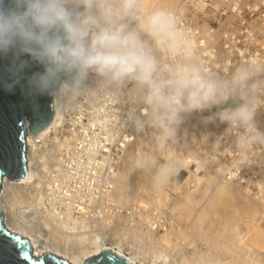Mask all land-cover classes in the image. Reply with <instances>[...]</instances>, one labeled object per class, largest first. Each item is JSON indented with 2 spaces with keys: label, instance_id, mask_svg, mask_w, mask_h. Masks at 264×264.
Instances as JSON below:
<instances>
[{
  "label": "clouds",
  "instance_id": "clouds-1",
  "mask_svg": "<svg viewBox=\"0 0 264 264\" xmlns=\"http://www.w3.org/2000/svg\"><path fill=\"white\" fill-rule=\"evenodd\" d=\"M17 87L50 107L121 100L155 186L179 170L163 154L192 116L223 128L240 163L264 151V56L212 66L161 0H0V88Z\"/></svg>",
  "mask_w": 264,
  "mask_h": 264
},
{
  "label": "built area",
  "instance_id": "built-area-1",
  "mask_svg": "<svg viewBox=\"0 0 264 264\" xmlns=\"http://www.w3.org/2000/svg\"><path fill=\"white\" fill-rule=\"evenodd\" d=\"M193 2L181 0L173 9L212 66L264 56V0H196L202 4L199 9ZM55 108V130L45 135L26 132L27 170L31 168L36 184L7 179V202L2 195L0 209L4 226L14 224L38 242L76 255L91 250L90 240L96 237L107 244L119 241L126 255L152 258L161 249L160 236L171 229L165 202L123 206L114 194L122 151L146 136L128 119L126 104L101 96L53 107L54 112ZM220 130L208 146L206 160L220 168L222 180L240 185L264 211V151L240 163ZM218 138L219 146L214 147Z\"/></svg>",
  "mask_w": 264,
  "mask_h": 264
},
{
  "label": "rangeland",
  "instance_id": "rangeland-1",
  "mask_svg": "<svg viewBox=\"0 0 264 264\" xmlns=\"http://www.w3.org/2000/svg\"><path fill=\"white\" fill-rule=\"evenodd\" d=\"M179 1L180 0H161V2L163 3L166 2L165 4L169 5L170 7L174 6ZM220 128L221 127H213V126L205 127L201 123V117L192 116L185 122L182 129L180 130L178 134L177 143L169 151H167L170 154L167 152L164 153L166 155L167 154L170 155V156L165 155V157H171V158H175L176 156H180V155L182 157L194 156L198 158L197 165L200 166V170H201L200 175L204 174V176L205 175L206 176L203 179L204 181L202 180L200 181L199 184H197V186L195 185V188H196L195 191L197 193L193 191L195 188L193 189L191 187L192 188L191 189L190 186H186V185L177 187L173 183L174 178H176L177 181H180V182L184 180L186 176V170L184 166L182 165L180 166L179 171L175 175V177L171 176V178L168 180L166 184H164L163 186H159L160 188H162V191L160 190V188L158 190L157 188L158 186H155L153 184L151 176L150 177L148 176L149 179L148 177L147 179H145V181L148 180L147 181L148 183L144 181V184H143L145 185L146 183L148 185V186L147 185L145 186L147 188V192L144 193V192L138 191V189L141 188L142 184L140 182L134 183L133 181V180H136L135 176L137 175L136 174L134 176L135 172L137 171V170L135 171L137 167L135 168L134 162L136 158H138L140 154L143 151H146V149L150 146V138L148 136H144L140 138L138 142H136L135 144L125 149V151H127L128 149L130 150L129 155H124L120 158L119 165H118V173L120 174L122 172L126 174L127 176H129V180L127 179L128 177L126 176L127 177L126 182L124 180L123 181L124 184H121V185L123 186L124 189L127 190V192L130 191L129 193L131 195L125 201L124 200L123 201L117 200V201L123 204L128 203V202H136V203L143 202L144 203L145 199L147 198L146 201L148 200V202H151L152 203V204L150 203L151 205L159 204L158 202H165L166 210L167 212L171 214V217L169 218V220H171V224H170L171 231L169 232L170 236L169 235L168 236L170 237V239L172 238L171 239L172 241H175L173 242V244L175 243L176 245L174 246V251L176 253L178 252V257H176L177 259L176 261H178V259H180V257L184 255L186 259L185 261L187 264H201L202 260H199V259L201 257L200 255H202V257L205 256L204 259L206 258V262H205L206 264H212V263L221 264V262L216 263L219 261H222V262L225 261L223 262V264H226V262L227 264H236V263L264 264V216L261 214L262 210L258 209L252 201L248 200L242 194H240V192L232 184H230L227 181L220 180L216 176L212 168H209V166H207V168L205 167L208 164V162H206L205 157H204L205 152L209 144L211 143V141L220 134V131H221ZM139 143H140V148H139ZM118 177L119 175L116 176V181L118 180ZM192 178L193 177H191V179ZM117 184L118 183H116L115 185L117 186ZM125 184H127L128 189L127 187L125 188ZM116 186L115 188H117ZM155 190H158L159 192H156ZM134 191H136L137 193L135 192L134 194ZM175 191H179L180 193L175 192ZM187 191L189 193H192L191 191H193V193L191 194L192 197L190 196V194H188L186 198L185 196L182 197V195L187 194ZM138 192H140L141 194ZM153 192H155V194ZM164 195H165V198L167 199L165 201H164ZM178 195L181 197H179ZM177 196L182 203H184V199H185V202L187 203H184L183 205L184 206L186 205L188 209L186 207H184L185 209L184 208H178V210L176 209L177 203L179 202L181 204L179 200L176 201ZM188 198H190L189 199L190 201L188 200ZM174 201L176 202L175 204H173ZM174 205H175L176 210L175 209L172 210V206ZM183 205L182 206L179 205V206L183 207ZM179 210H182V211H179ZM188 210L190 212H188ZM199 210H202V211L200 212ZM179 212L180 214H178ZM184 212H187V213H184ZM200 216H202V218ZM215 218H217V220ZM214 227H217V228L215 229ZM206 237L209 238L210 240L207 239ZM211 238H213L212 242H211ZM177 244H178V247H177ZM227 244L228 246H226ZM220 245L224 247V250L225 248H227L228 251L227 249L226 251L220 250L221 249ZM212 246L214 247V249H212L213 248ZM207 247L211 248V252L213 250L214 251L212 253H207V252H210V249H208ZM176 248L177 249L179 248L178 249L179 251ZM235 251H237L236 253L238 254L235 253V256H234L233 253ZM227 252H229V254H227ZM191 253H193L192 256H191ZM187 255L189 256V259ZM212 255H214L212 261L207 262V260H209L210 257L212 258ZM248 255L250 257L246 258ZM194 256H196V258L199 257V259L197 258L196 260ZM217 258H219V261L216 260ZM198 260L200 261V263ZM169 264H175V261H170Z\"/></svg>",
  "mask_w": 264,
  "mask_h": 264
},
{
  "label": "water",
  "instance_id": "water-1",
  "mask_svg": "<svg viewBox=\"0 0 264 264\" xmlns=\"http://www.w3.org/2000/svg\"><path fill=\"white\" fill-rule=\"evenodd\" d=\"M54 110L46 96H33L17 87L11 92L0 88V187L3 177L23 179L27 172L25 135H34L53 120ZM0 264H71L45 251L35 256L29 240L4 226L0 210ZM82 264H131L115 251L104 248L88 256Z\"/></svg>",
  "mask_w": 264,
  "mask_h": 264
},
{
  "label": "bare ground",
  "instance_id": "bare-ground-1",
  "mask_svg": "<svg viewBox=\"0 0 264 264\" xmlns=\"http://www.w3.org/2000/svg\"><path fill=\"white\" fill-rule=\"evenodd\" d=\"M181 1V0H180ZM179 1V2H180ZM172 2V1H171ZM178 2V3H179ZM166 3V2H165ZM178 3H176V4H178ZM171 4V3H170ZM175 6V5H174ZM174 6H172V8H174ZM194 15V14H193ZM193 39V38H192ZM56 109L57 108H55V112H54V117H53V120H52V122L47 126V127H45L43 130H41V132H40V134L41 135H45V134H47V133H49V132H51L53 129L55 130V127L57 126V125H59V122H58V110L56 111ZM220 135V134H219ZM218 135V136H219ZM218 136H216L214 139H216ZM141 138V137H140ZM140 138H136V140L131 144V145H133V144H135L136 142H138L139 140H140ZM143 142V141H142ZM141 142V143H142ZM212 142V141H211ZM138 144V143H137ZM131 145H129V146H131ZM128 146V147H129ZM128 147H126V148H128ZM125 148V149H126ZM139 148H140V143H139ZM125 149L122 151V155H121V157L122 156H124V155H129L130 154V150L128 149L127 151H125ZM208 149V148H207ZM139 150V149H138ZM137 150V151H138ZM136 151V150H135ZM142 151V150H141ZM167 153H169V152H167ZM192 153V152H191ZM206 153H207V150H206V152H205V156H206ZM137 154H138V152H137ZM170 154V153H169ZM169 154H167L168 156H170ZM185 154V153H184ZM193 154V153H192ZM164 156L166 155V154H163ZM166 155V156H167ZM195 155V154H194ZM204 156V157H205ZM128 157H130V156H128ZM136 158V157H135ZM137 159V158H136ZM126 160H128V159H126ZM132 160H134V159H132ZM205 160H206V158H205ZM136 161V160H135ZM122 162V161H121ZM206 162H208L207 160H206ZM135 163V162H134ZM198 164V158L197 157H194V156H186V157H183V159H182V163H181V165L182 166H184V168H185V170H186V176H185V178H184V180L182 181V182H180V181H177V179L176 178H174L173 179V183L177 186V187H181V186H183V185H186V186H190V188L192 187L193 189L195 188V185L197 186V184H199L200 183V181H202L203 179H204V177L206 176H204V174H202V175H200V173H201V170H200V166L199 165H197ZM134 165V164H133ZM207 166H209V168H212V170L214 171V173L216 174V176L220 179V180H222L220 177H222L221 176V171H220V168L219 169H215L211 164H210V161L208 162V164L205 166L206 168H207ZM137 166H135V168H136ZM123 168H125V167H123ZM126 170V169H125ZM137 170V171H136ZM131 171H133V170H131ZM135 174H134V176H135V179L137 180H133L134 181V183L135 182H140L141 184V188H139L138 189V191H140V192H144V193H146L147 192V188L145 187L147 184L146 183H148L147 181L148 180H146L145 181V179H147V177L149 176H151L152 177V169H148V168H140V167H137L136 169H135ZM179 171V170H178ZM178 171L174 174V175H172V176H174L175 177V175L178 173ZM206 171V170H205ZM119 175V177H118V180L115 182V184L116 183H118L117 184V186L116 185H114V194H115V199H116V202L118 203V204H120V205H123V206H128V205H130V204H138V205H145V206H147V204L149 203V205H151L152 203L151 202H148V200L146 201V199H145V201H144V203L142 202H140V203H136V202H128V203H125V204H123V203H119L117 200H127L128 199V197L131 195L129 192H127V190L126 189H124L123 188V186L121 185V184H124L123 183V181L125 180V182H126V178L129 180V176H127L126 174H124V173H118V170H116V173H115V176H118ZM133 175V174H132ZM127 176V177H126ZM149 177H148V179H149ZM191 177H193L192 179H191ZM206 179V178H205ZM210 179V178H209ZM144 181L146 182L145 183V185H143L144 184ZM204 181V180H203ZM222 181H227V182H229L228 180H222ZM18 182H20V183H24V184H28V183H33V184H36V182L33 180V172H32V170H31V168L29 167L28 168V170H27V172H26V175H25V177L23 178V179H21L20 181H18ZM150 182V181H149ZM152 182V181H151ZM191 182H193L194 184L191 186L190 185V183ZM9 182H8V180H7V178L5 179V182L3 183V185H2V190L4 189V192L2 191V194H0V209H1V207H2V201H1V196L3 195L4 196V198H5V201L7 202V196L8 195H6L5 196V191L9 188V186L7 185ZM137 183V184H138ZM206 183V182H205ZM230 184H232L239 192H240V194H242L245 198H247L248 200H250L251 201V199L248 197V196H246V194L242 191V188L240 187V185L238 186V185H236V184H234V183H231V182H229ZM119 185V186H118ZM151 185H153V184H151ZM115 186L117 187V188H115ZM130 186V185H129ZM148 186V185H147ZM150 186V185H149ZM194 186V187H193ZM127 187V184H125V188ZM138 187H139V185H138ZM153 187V186H152ZM176 187V188H177ZM206 187V186H205ZM156 188V187H155ZM158 188V190H159V186L157 187ZM183 188V187H182ZM191 188V189H192ZM127 189H128V187H127ZM150 189V188H149ZM154 189V188H153ZM153 189H152V191H153ZM203 189V188H202ZM132 190V189H131ZM133 190H134V188H133ZM158 190H155L156 192H159ZM160 190L162 191V188H160ZM177 190V189H176ZM196 190V188L193 190L194 192H196L195 191ZM201 190V189H200ZM136 191H137V189H136ZM136 191H134V194H135V192ZM193 191H191L192 193H193ZM202 191V190H201ZM206 191V190H205ZM140 192H138V193H140ZM175 192H179V191H175ZM189 192H190V190H189ZM188 191H187V194H184V195H182V197L183 196H185V198H186V196L188 195V194H190V196H191V194L192 193H189ZM137 193V192H136ZM143 193V194H144ZM154 194H155V192H153ZM180 193V192H179ZM197 193V192H196ZM201 193H203V192H201ZM201 193H199V194H201ZM141 194V193H140ZM165 194V193H164ZM146 195V194H145ZM205 195V194H204ZM136 196V195H135ZM139 196V195H138ZM176 196V195H175ZM179 196V195H178ZM178 196H177V200L176 201H178L179 200V198H178ZM160 197V196H159ZM179 197H181V196H179ZM189 197V196H188ZM192 197V196H191ZM201 197V196H200ZM203 197V196H202ZM163 198V197H162ZM139 199V198H138ZM144 199V198H143ZM156 199V198H155ZM176 199V198H175ZM174 199V200H175ZM190 198H188V200H189ZM192 199V198H191ZM160 200V199H159ZM165 200H167L166 198H165V195H164V201ZM180 201V200H179ZM182 201H183V199H182ZM190 201V200H189ZM207 201V200H206ZM138 202V201H137ZM181 202V201H180ZM151 203V204H150ZM159 204H160V202H158ZM176 202L174 201V203L173 204H175ZM179 203V202H178ZM177 203V210H178V208H184V207H186V205L184 206L183 204L184 203H187V202H185V199H184V203H182L181 202V204L179 203L178 204ZM253 203L256 205V207L258 208V209H260V210H262L261 212V214L264 216V211H263V209L260 207V203H258V202H254L253 201ZM182 206L183 205V207H180V206ZM211 205V204H210ZM214 206H216V205H214ZM206 207V206H205ZM187 209H188V207H186ZM192 208V207H191ZM209 208V207H208ZM218 208V207H217ZM173 209H175V205L174 206H172V210ZM175 209V210H176ZM185 209V208H184ZM203 209H204V207H203ZM190 210V209H189ZM188 210V212H190ZM213 210V209H212ZM179 211H182V210H179ZM200 212L202 211V210H199ZM178 212V211H177ZM204 212V211H203ZM184 213H187V212H184ZM196 213V212H195ZM178 214H180V212L178 213ZM182 215H183V213H182ZM178 216V215H177ZM201 218H202V216H200ZM217 217V216H216ZM173 218V217H172ZM186 218V217H185ZM179 219V218H178ZM177 219V220H178ZM182 219V218H181ZM214 219V218H213ZM216 220H217V218H215ZM205 220V219H204ZM198 221V220H197ZM211 221V220H210ZM170 222H171V220H170ZM185 222H187V221H185ZM191 222V221H190ZM203 223V222H202ZM171 224V223H170ZM172 224H173V222H172ZM198 224V223H197ZM212 224V223H211ZM217 225V224H216ZM207 226V225H206ZM5 227L8 229V230H10L11 232H14L15 234H20V235H22V236H24V237H28L29 238V240H30V243H31V245H32V251H33V253L35 254V255H39V254H41L42 252H45V251H49V252H51V253H55V254H57L58 256H61V257H63V258H67L72 264H82L83 263V260L85 259V258H87L88 256H90V255H93V254H97V253H99L102 249H104V248H109V249H112L113 251H115L117 254H119V255H121V256H124L125 257V259L129 262V263H131V264H169L170 263V261H175V264H187L186 263V259H185V256L183 257H180V259H178V261H176L177 259H176V257H178V252L176 253L175 251H174V246H176L175 245V243L173 244V242H175V241H172L171 239H170V233H168V234H166V235H162V236H160V241H159V244H161V249L157 252V253H155L153 256H152V258L150 257V258H148V259H145L144 257H143V254H139V253H131V252H129L127 255L125 254V252L123 251V249H122V245H121V243L119 242V241H115V242H113V243H110V244H107V243H105V242H101L100 241V239L99 238H92L91 240H90V243H91V246L93 247L91 250H85V251H82V252H80V255H76L75 254V252H71V251H69V249L68 248H61V247H58L57 245H55V244H45L44 242H38L37 240H35V239H33V237L31 236V234L30 233H27L26 231H24V230H22V229H20L19 227H17V226H15L14 224H9V223H5ZM177 227V226H176ZM197 227V226H196ZM209 227V226H208ZM210 227H211V225H210ZM223 227V226H222ZM215 229L217 228V227H214ZM213 228V229H214ZM180 229V228H179ZM223 229V228H222ZM212 230V229H211ZM171 231V229L169 230V232ZM258 231H259V229H258ZM179 232V231H178ZM203 232V231H202ZM223 232V231H222ZM229 232V231H228ZM177 233V232H176ZM175 233V234H176ZM211 233V232H210ZM213 233H215V232H213ZM217 233V232H216ZM246 233V232H245ZM256 233V232H255ZM259 233V232H258ZM199 234V233H198ZM240 234V233H239ZM254 234V233H253ZM169 235V236H168ZM177 235V234H176ZM209 235V234H208ZM211 235V234H210ZM215 235V234H214ZM214 235H213V237H214ZM223 235H225V234H223ZM263 235V234H262ZM205 236H207V235H205ZM222 236V235H221ZM226 236H227V234H226ZM230 236V235H229ZM228 236V237H229ZM253 236V235H252ZM136 236L135 235H133V237H132V239L134 238V239H136L135 238ZM181 237V236H180ZM211 237V236H210ZM207 238V237H206ZM223 238V237H222ZM239 238V237H238ZM207 239H209V238H207ZM213 238H211V242L213 241L212 240ZM210 240V239H209ZM222 240V239H221ZM249 242V241H248ZM222 243H223V241H222ZM208 244V243H207ZM215 244V243H214ZM226 244V243H225ZM221 246V249L220 250H224V247H222V245H220ZM226 246H228V244L226 245ZM177 247H178V244H177ZM213 247V246H212ZM183 248V247H182ZM208 248V247H207ZM177 249V248H176ZM179 249V248H178ZM177 249V250H178ZM208 249H210V252H207V253H212L211 252V248L209 247ZM212 249H214V247L212 248ZM226 249L227 248H225V250L224 251H226ZM258 249H260V248H258ZM230 250V249H229ZM233 250V249H232ZM231 250V251H232ZM236 250V249H235ZM179 251V250H178ZM207 251V250H206ZM206 251H205V253H206ZM227 251H228V249H227ZM204 252V251H203ZM237 251H235L234 253H233V255L235 256V253H236ZM223 253V252H222ZM225 253V252H224ZM240 253V252H239ZM242 253V252H241ZM192 254L193 253H191V256H192ZM227 254H229V252H227ZM236 254H238V253H236ZM189 255V254H188ZM187 255V256H188ZM222 255V254H221ZM231 255V254H230ZM190 256V255H189ZM189 256H188V259H189ZM190 256V257H191ZM197 256V255H196ZM196 256H194L195 257V259L197 260V258L199 259V257H197L196 258ZM198 256H199V254H198ZM201 257H200V259L199 260H202L201 261V264H206L205 262H206V258L204 259V257L205 256H203L202 257V255H200ZM207 256V255H206ZM211 256V255H210ZM237 256V255H236ZM208 257V256H207ZM213 257H214V255H212V258L210 257V259L209 258H207V259H209V260H207V262L209 261H212V259H213ZM248 257H250L249 255L246 257V258H248ZM201 258H203V259H201ZM198 260V261H199ZM217 261H219V258H217L216 259ZM251 260H253V259H251ZM195 261V260H194ZM203 261H204V263H203ZM235 261V260H234ZM196 262V261H195ZM221 262V264H223V262H225V261H219V262H216V263H220ZM237 262V261H236ZM240 262H241V260H240ZM199 263H200V261H199ZM248 263V262H247ZM255 263V262H254ZM212 264H215V263H212ZM226 264H227V262H226ZM236 264H239V263H236Z\"/></svg>",
  "mask_w": 264,
  "mask_h": 264
}]
</instances>
